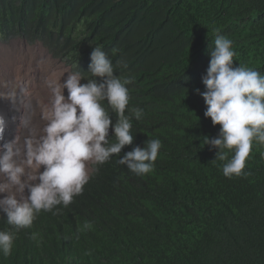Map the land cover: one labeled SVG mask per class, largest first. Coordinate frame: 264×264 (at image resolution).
Listing matches in <instances>:
<instances>
[{"label":"trees","instance_id":"trees-1","mask_svg":"<svg viewBox=\"0 0 264 264\" xmlns=\"http://www.w3.org/2000/svg\"><path fill=\"white\" fill-rule=\"evenodd\" d=\"M217 35L232 41L234 67L264 74V0H0V41L41 42L81 84L95 79L93 48L107 54L129 81L134 136L91 165L67 207L41 210L19 230L0 212V230L15 237L0 264H264V145L254 141L231 178L204 145L220 131L201 95ZM137 107L140 120L130 111ZM113 135L110 127V143ZM151 139L162 145L152 171L137 175L118 162Z\"/></svg>","mask_w":264,"mask_h":264},{"label":"clouds","instance_id":"clouds-1","mask_svg":"<svg viewBox=\"0 0 264 264\" xmlns=\"http://www.w3.org/2000/svg\"><path fill=\"white\" fill-rule=\"evenodd\" d=\"M214 45L202 77L206 91L201 95L207 106L204 116L220 125V131L215 138L204 136V145L218 150L215 160L226 161L222 172L231 178L242 174L253 142L264 145V74L233 66L230 39L217 35ZM87 72L95 79H87L86 84L80 83L85 78L76 73H70L64 83L61 77L45 81L52 99L41 110L44 126L37 133L30 127L31 117L22 120L29 133L23 143L16 137L5 141L10 121L0 114V174L6 177L0 181V212L17 230L30 227L41 210L52 211L61 204L67 207L81 194L90 178L89 162L103 164L133 144L131 117L125 114L129 81L114 74L112 61L98 46L90 54ZM25 92L22 84H16L9 93L0 92V99ZM105 100L116 114L115 124L101 103ZM130 111L136 120L141 119L143 109ZM110 127L114 143L108 139ZM161 147L159 139L147 140L143 148L134 147L118 162L137 175L147 174ZM225 150L233 153L230 159ZM14 239L13 232L0 230V253L5 257L11 254Z\"/></svg>","mask_w":264,"mask_h":264},{"label":"bare ground","instance_id":"bare-ground-1","mask_svg":"<svg viewBox=\"0 0 264 264\" xmlns=\"http://www.w3.org/2000/svg\"><path fill=\"white\" fill-rule=\"evenodd\" d=\"M18 50L23 52L33 51L34 54H41V57H43L44 62L52 70L49 71L50 69L48 67L31 65L28 67L26 74L17 71L13 74L12 77H8V79H4V81L0 82V92L6 94L12 91L16 84H22L26 89V92L24 94L21 95L18 93L16 97H10V100L13 104H15L18 112L15 116V122L12 123L11 119H9V126L5 130V135H10L8 141L16 137L18 138L20 143H23L24 138L29 133L28 130L23 126L21 121L27 119L28 117H31L30 127L34 130L36 127V118L34 117V111L32 109L34 101L37 99H44L47 96L50 101L52 99L50 90L47 87L45 81L48 79H57L61 77L60 82L64 83V81L68 78V75L71 72L70 69L66 67L63 63L53 61L51 57L47 54V52L42 49L39 44H36L33 47H29L22 40L12 41L11 44L7 46L0 44V54L10 53ZM63 95L67 99V89H64ZM49 103H46L45 105ZM0 151H3V141L0 142ZM90 163L91 162L87 164L88 170H90ZM4 180H6V177L0 174V181ZM2 196L3 194H0V198H2Z\"/></svg>","mask_w":264,"mask_h":264},{"label":"rangeland","instance_id":"rangeland-1","mask_svg":"<svg viewBox=\"0 0 264 264\" xmlns=\"http://www.w3.org/2000/svg\"><path fill=\"white\" fill-rule=\"evenodd\" d=\"M16 40H22V38H14L7 42L0 41V44L7 46V45H10L12 41H16ZM28 45L29 47H33L36 45V43L35 42L32 44L28 43ZM28 54H30L31 56ZM31 65H37V66H43V67L49 68V66L44 62L43 57H41V54L39 55L34 54L33 51L23 52V51L18 50V51H13L10 53L0 54V82L4 81V79H8V77H12L13 74L16 73L17 71H20L21 73L26 74L28 67ZM64 65L66 67L68 66L66 63ZM49 69H50L49 71H52L51 68ZM70 72L73 73L71 69H70ZM5 99L10 100V97H7ZM49 101L50 99L47 96L44 99L35 100L32 105L33 106L32 109L34 111V117L36 118L35 131L37 133L40 132V130L43 128L44 123H45L44 120L41 118V110L45 106L46 103H49ZM9 137L10 135L8 134L5 135V141H8ZM91 165L92 163H90V168H91ZM90 172L91 171L89 170V174Z\"/></svg>","mask_w":264,"mask_h":264},{"label":"water","instance_id":"water-1","mask_svg":"<svg viewBox=\"0 0 264 264\" xmlns=\"http://www.w3.org/2000/svg\"><path fill=\"white\" fill-rule=\"evenodd\" d=\"M22 41L27 45H28V42L25 38H22ZM36 44H39L41 46L42 49H44L47 54L51 57V59L55 62H61L63 64H65V62H63L60 58H55L53 56V54L49 53V50L47 48H45L43 46V44L39 41H36L35 42ZM69 69L70 66L68 65L67 66ZM17 109H16V106L15 104L12 103V101H10L9 99H0V114H3L5 117H7L8 119H12L13 117H15L17 115ZM90 171H92V168H90Z\"/></svg>","mask_w":264,"mask_h":264}]
</instances>
